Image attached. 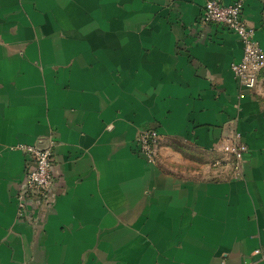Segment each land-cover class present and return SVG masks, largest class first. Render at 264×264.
Returning <instances> with one entry per match:
<instances>
[{
    "label": "crops",
    "instance_id": "0c3cea01",
    "mask_svg": "<svg viewBox=\"0 0 264 264\" xmlns=\"http://www.w3.org/2000/svg\"><path fill=\"white\" fill-rule=\"evenodd\" d=\"M205 1L0 0V264H264V69L234 77L243 44ZM243 15L264 49V0ZM234 130L239 177L214 165ZM19 144L54 152L35 222Z\"/></svg>",
    "mask_w": 264,
    "mask_h": 264
},
{
    "label": "built area",
    "instance_id": "2783aa9c",
    "mask_svg": "<svg viewBox=\"0 0 264 264\" xmlns=\"http://www.w3.org/2000/svg\"><path fill=\"white\" fill-rule=\"evenodd\" d=\"M245 0H206L201 15L203 23H215L232 30L243 44V55L232 64L234 77L245 87L254 88L261 71L264 69V49L255 38V30L243 15ZM162 141V135L154 128L140 132L137 138L138 151L149 162H154L157 147ZM18 149L28 156L25 169L24 188L18 197V217L21 220L35 222L45 215L46 208L53 203L54 186V152L51 144H19ZM223 153L214 161V165L225 164L228 161L234 165L233 175H241L240 167L248 145L242 139L239 131L224 136L218 146Z\"/></svg>",
    "mask_w": 264,
    "mask_h": 264
}]
</instances>
